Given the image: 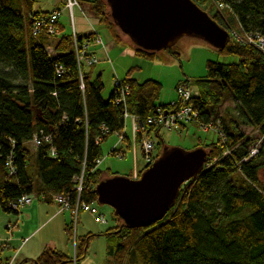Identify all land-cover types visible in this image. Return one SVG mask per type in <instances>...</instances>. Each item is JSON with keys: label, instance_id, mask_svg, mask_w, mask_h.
<instances>
[{"label": "trees", "instance_id": "16d2710c", "mask_svg": "<svg viewBox=\"0 0 264 264\" xmlns=\"http://www.w3.org/2000/svg\"><path fill=\"white\" fill-rule=\"evenodd\" d=\"M194 1L200 6L214 2ZM222 1L228 5L229 19L219 10L208 12L225 29L231 31L238 25L242 32L264 35V0ZM34 2L0 0V207L19 215L12 202L34 193L47 200L65 194L75 206V178L84 173L88 188L82 200L103 209L106 206L98 202L96 184L106 178L99 164L105 140L118 133L121 142L132 148L134 143L142 145L145 135L154 143L159 137L158 158L168 147L161 136L164 127L148 118L160 110L178 109L179 100L161 102L162 82L157 78L140 81L132 70L104 98L102 75L92 76L77 57L76 41L79 45L92 41L97 32H66L59 19L61 33L53 35L44 28L34 34L35 20L50 12L36 9ZM88 3L98 21L121 42L117 28L121 29L108 13L107 0ZM230 40L218 51L237 55V62L209 59L206 75L192 83L189 78L181 82L194 85L198 92L191 99L198 115L190 122L216 127L219 134L203 145L208 152L203 172L183 184L165 217L141 228H128L112 208L113 223L105 231L81 235L74 256L45 248L33 264H79L98 235L117 239L108 253V264H120L124 255L136 264H264V50ZM132 44L134 54L142 58L153 60L158 55L156 50ZM125 87L129 91L123 99ZM229 99L233 106L220 113L222 103ZM126 113L139 120L134 138L124 131ZM187 124L182 123L180 129ZM244 127L256 131V136ZM41 134L51 136L50 141L32 149L30 141ZM141 150L145 157L142 146ZM116 152L125 154L112 150ZM149 164L138 171L139 176ZM81 212L86 211L78 215ZM101 212L109 222L107 212ZM67 230L73 236V222ZM0 264L10 262H4L1 255Z\"/></svg>", "mask_w": 264, "mask_h": 264}, {"label": "rangeland", "instance_id": "374dc122", "mask_svg": "<svg viewBox=\"0 0 264 264\" xmlns=\"http://www.w3.org/2000/svg\"><path fill=\"white\" fill-rule=\"evenodd\" d=\"M63 3H62V2ZM35 0L34 5L36 9L40 10H53L57 7L58 3L60 2V7L67 9V11H64L61 15V21L66 26V31L73 32V24L75 23L74 20L71 19V14L69 13L70 10L68 7H66V4L64 0ZM84 4H82V7L80 8L77 6L74 8V14L75 18L78 22L79 28L85 27L83 30H89L93 28V24H95V27L98 28L100 33H96L95 39L92 41L89 40V46L90 44L94 42L93 45H95L94 50L95 53H92L89 50L90 55L97 56L98 62L94 63L93 65L89 66L86 61H83L86 68H89L92 71V76H96L98 74L102 75L103 82H104V89L102 92V96L104 98H108L110 94L113 91V87L116 83L117 79H123L125 75L128 74L129 71L132 72V76L137 77L140 81H145V79L148 78H154L159 79L163 84V90L161 93V102H168V101H177L178 96V88L180 86H186V87H193L195 86L192 84H184L181 82L190 79V83L193 82L194 78H199V76L206 75L208 70V61L209 59H214L221 62L231 63V62H237L239 57L235 54H224L218 51V49L211 44L209 41H205L200 37H193L190 35H186L182 38H180L176 45L165 48L158 51V55L153 60H149L146 58H142L138 55L134 54V44H132V40L129 37L128 34L124 33L122 30H119L117 28L118 34H120L122 41L118 42L110 32L108 26L100 21H98L97 15L93 12L91 5L88 3L89 0H82ZM106 1V0H105ZM216 3L209 2L207 5H201V8H203L206 11H211L212 14L215 13V11L219 10L226 18L229 19L230 12L227 9L221 10L218 9V5H215ZM58 7V8H60ZM56 10V9H54ZM111 8L109 7L108 13H110ZM93 23V24H91ZM60 27V25H58ZM238 25H233V28H230L231 30L236 29ZM60 33H61V27H60ZM99 36L103 39V44H100L96 41L98 40ZM231 39H234L231 36ZM87 43V42H86ZM106 45V48H105ZM89 55V56H90ZM229 106H233V99L225 100L222 103V106L219 108V112L222 113L225 109H227ZM132 116H126L127 125H126V131L131 134V136L134 138V133L137 132L135 130H132V120L133 125H138L137 119H135ZM206 128V126H198L194 122H190L187 124L186 127L182 129H176V128H161V136L163 140H165V145L170 147H179L184 148L187 150H191L196 147H202L205 144H209L213 142V140H216L219 134V130L216 127H210ZM124 129V131H125ZM244 130L246 132L251 133L252 135L256 136L257 132L251 131V128L244 127ZM145 138H149V135H145ZM159 137L155 138L156 147L154 149L155 154L157 155L159 153V147L161 145L158 143ZM29 145L32 147V149H36L37 145H35L34 142L29 143ZM199 145V146H198ZM141 144L140 143H134L132 148H128L126 144L121 142L120 135L118 133H115L111 135L105 142L103 143V153L104 157L102 161L99 163L100 168L103 171V175L105 177L110 176H116L117 174L120 175H126L133 177V173L135 171H139L143 169L147 162L145 161V157L143 152H141ZM204 147V146H203ZM121 149L123 152H125L124 155H121L119 153H112V150L114 149ZM254 149V148H253ZM156 160V159H155ZM151 165V164H149ZM149 167V166H148ZM144 171V170H143ZM138 173V172H137ZM138 173L134 177H139ZM262 177L264 178V171ZM56 195H54L55 198ZM64 196H67L64 194ZM32 199H34L36 202L38 201L35 194L31 195ZM58 203V201L56 200ZM85 202V201H84ZM59 204V203H58ZM60 205V204H59ZM104 205V204H101ZM30 206V205H27ZM103 209L100 208L102 211L107 212V217L110 219L109 222H99L94 215H91V213L88 210H85L84 208H81L80 210H84L86 212H81L80 215H78L75 212V209H68L67 210V216L71 217L69 210L71 211L73 217V237L72 241L70 240V243L68 244L65 239L64 231H62V223L63 218L58 217L54 219L51 223H45L41 228V231L37 237H40L42 239H52L56 240L60 243V245H64L68 250V252L74 256L76 244L79 241V238L81 235L87 234L88 231L98 233L100 231H105L108 225L112 224V218H110V213L113 210L110 205H105ZM26 207V206H24ZM61 209L63 207L61 206ZM67 209V208H64ZM63 209V210H64ZM109 211V212H108ZM39 221L40 217H35V221ZM59 221V222H58ZM28 226H33V222L28 220ZM61 223V224H60ZM15 224V218L12 219L10 222H5L4 225H1L0 228L2 231L7 232L11 229L12 226ZM59 224L61 226H59ZM6 236H2L1 239H4ZM76 236H78V241H76ZM10 237H12V234H10ZM1 241V240H0ZM117 239L115 236H106V235H98L94 237L91 241V244L88 248L87 254L79 260L81 264H108V253L111 251V249L116 247ZM67 244L69 246H67ZM63 246V247H64ZM2 253H6L7 255H15L14 253L16 250H11L8 248H4ZM24 259L23 257H19L18 263H22ZM11 264V263H10ZM29 264V263H24ZM120 264H136L134 262H130L127 260V257L124 255L122 261Z\"/></svg>", "mask_w": 264, "mask_h": 264}, {"label": "water", "instance_id": "95a60500", "mask_svg": "<svg viewBox=\"0 0 264 264\" xmlns=\"http://www.w3.org/2000/svg\"><path fill=\"white\" fill-rule=\"evenodd\" d=\"M115 23L143 49L159 51L190 35L218 50L231 34L194 0H107ZM141 175L117 174L96 184L98 202L110 205L128 228L162 220L188 180L203 172L207 149L166 147Z\"/></svg>", "mask_w": 264, "mask_h": 264}, {"label": "built area", "instance_id": "2783aa9c", "mask_svg": "<svg viewBox=\"0 0 264 264\" xmlns=\"http://www.w3.org/2000/svg\"><path fill=\"white\" fill-rule=\"evenodd\" d=\"M66 7L69 8L71 19L74 20V8L79 6L82 7L80 0H64ZM215 5H218V9L224 10L228 9V5L224 3L222 0H214ZM61 17V9L56 8V10H52L48 13H46L43 16L38 17L34 22V34L38 33L41 29H47V31L50 34L57 35L60 33V27L58 26V20ZM231 36L234 38V40L238 42H247L249 44L256 45L259 49L264 50V35L260 34H249L242 32L240 30L233 29L230 31ZM97 42H101L100 44H103V39L101 36H99ZM104 45V44H103ZM77 46V57L79 62L80 61H86L88 65L94 64L98 62L97 56L94 55H88L89 54V42L84 43L82 45H79L76 41ZM121 83V79H117L115 84ZM129 87L124 88V92L122 95V98L124 99V93H128ZM178 100H179V108L178 109H171V110H160L156 115L149 117L148 121L154 125H162L164 128H176L180 129L182 123H190V121L195 120L198 115V111L194 108L193 103L191 102V99L193 97H198V92L193 87H186V86H180L178 88ZM126 116H129L128 113H126ZM134 116H132L133 118ZM137 119V117H134ZM138 125H133L132 130L137 131L139 126V120ZM206 128H209L206 126ZM142 130H144V127L142 125ZM222 134V133H220ZM51 136L46 134L36 135L35 138L31 141L34 142L35 145L40 146V143L44 140L50 141ZM143 150L145 151V161L149 164L154 163L155 161V143L151 138H145L143 139L142 143ZM257 152V149H255L252 152V155H254ZM52 153L54 154V149H52ZM14 170V169H12ZM81 177L75 178V189L77 191V201L75 203V206L71 203V198L69 196L64 195H56L55 198L60 204V206L67 209H75V212L78 214L80 212L81 208H84L85 210H88L94 215V217L102 223L108 222L105 215L101 212L100 207L94 203L89 204L87 202H84L82 200V194L84 191L88 188L87 181L85 180L84 173L80 175ZM33 202V199L30 195H23L21 198L17 199L16 201L12 202V207L16 210H21L22 207L31 205ZM1 260V255H0ZM75 264H77L75 262Z\"/></svg>", "mask_w": 264, "mask_h": 264}, {"label": "crops", "instance_id": "0c3cea01", "mask_svg": "<svg viewBox=\"0 0 264 264\" xmlns=\"http://www.w3.org/2000/svg\"><path fill=\"white\" fill-rule=\"evenodd\" d=\"M58 7H60V2L58 3L56 8ZM64 11H67V9L61 8V14ZM74 19H75L74 20L75 23L73 24V28L75 32H81L83 34H86V33H89L90 31H96L97 33H100L98 28L95 27V24L91 23L93 24V28L90 29V31L83 30L85 27L83 26L82 28H79L78 22L75 18V14H74ZM60 22L64 26L65 31H66V26L64 25V23H62L61 18H60ZM93 44L92 43L90 44L89 50L92 53H95L96 55V51L94 50L95 45ZM105 48H106V45H105ZM134 49H135V46H134ZM131 122H132V127H133V120ZM137 172L138 171H135L133 173L134 174L133 177L138 174ZM34 194L37 197L38 201L36 202L33 199V202L30 206L22 207L21 210H19L20 211L19 215H14L13 213H8L6 211H3V209L0 207V226L4 225L5 222L7 221L10 222L12 219L15 218V224L14 226L11 227L10 230L5 232V231H2V229L0 228V240H1L0 248L3 246L1 248L2 250L4 248L16 250V252L14 253L15 254L14 256L7 255L6 253H2L1 255H2V259L4 262H10L11 264H24V263L33 264L34 258L42 254L45 248H58L61 251L65 253L67 252L69 255H71L67 251L68 249L64 245L61 246L60 243L57 242L56 240L54 241L50 238L42 239L40 237H37L41 229H43L41 227L45 223L49 224L53 222L54 219L58 217H62L64 220L62 223V231H64L65 239L67 243L69 244L70 240L71 241L73 240L72 239L73 236H71L67 230V225L73 222V219H72L73 215L71 211L69 210L71 217H68L67 216L68 209H64V210L61 209V206L56 202L55 199L47 200L45 199L43 195L39 196L36 193ZM35 217H40V220L35 221ZM28 220L33 222V226L31 227L28 226V223H29ZM60 224L59 226H61ZM8 234H9L8 237L1 239L2 236H6ZM10 234H12V237H10ZM68 244L67 246H69ZM20 256L21 257L24 256L22 263L17 262ZM68 264H73V263H68ZM79 264L81 263L79 262Z\"/></svg>", "mask_w": 264, "mask_h": 264}, {"label": "bare ground", "instance_id": "6f19581e", "mask_svg": "<svg viewBox=\"0 0 264 264\" xmlns=\"http://www.w3.org/2000/svg\"><path fill=\"white\" fill-rule=\"evenodd\" d=\"M59 9H61V8H59Z\"/></svg>", "mask_w": 264, "mask_h": 264}]
</instances>
